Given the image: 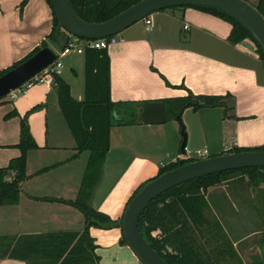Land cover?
Returning a JSON list of instances; mask_svg holds the SVG:
<instances>
[{"label":"crops","instance_id":"obj_1","mask_svg":"<svg viewBox=\"0 0 264 264\" xmlns=\"http://www.w3.org/2000/svg\"><path fill=\"white\" fill-rule=\"evenodd\" d=\"M148 18L152 21L151 31L146 30L142 20L122 32L118 43L108 49L111 100L138 105L164 103L194 95L221 97L223 105L183 110L180 116L185 126L180 125L178 116L173 115L167 120V109L164 124L138 125L155 130L157 144H162L166 141L164 132L170 123L167 131L170 152L166 164H162L161 158H141L136 152L135 145L140 141L134 129L137 124L126 125L123 131H120L121 126L118 131L111 130L110 150L92 206L114 221L123 217L137 189L148 179L156 177L162 167L191 158L189 146L196 140L190 139L191 121L184 119L186 114L196 117L195 132L204 144L202 149L214 153L209 157L230 154L236 149L264 147V56L257 44L250 38L233 44L230 41L233 27L229 21L196 8L166 9ZM186 25L189 26L187 30ZM52 30L53 11L47 0H0V71L28 57L42 42L52 41L48 39ZM70 55L81 56V59H72L77 69L67 72L63 61L60 77L69 85L72 97L82 102L85 99L84 55ZM39 105L43 107L28 116L31 134L39 148L28 153L27 179L21 184L18 204L0 207V210L11 208V212H0V237L82 231L84 228L83 214L58 200L72 202L77 199L90 153L83 152L74 157L77 144L61 112L55 87L39 84L11 103L0 102V168L7 167L12 159L20 156L16 146L21 119ZM14 110L18 116L5 119ZM126 110L129 115L133 111ZM183 130L188 133L185 155L181 152ZM141 171H145L144 176L137 174ZM261 188L264 189V185ZM261 192L264 200V191ZM216 195L217 186L206 192V199H213V203L209 202L215 228L213 251L209 254L213 264H217V218L223 225L221 218L224 217L226 222L224 205L235 212L238 206L244 205L240 194L231 197L224 193L220 196L219 206ZM248 196L250 209L258 217L256 223L262 230L252 231L243 237L244 240L264 232V217L258 212L259 202L252 193ZM223 228L227 231L224 225ZM90 233L97 245L100 264H142L132 249L122 243L120 227L91 228ZM207 249L210 251L209 247ZM236 252L244 262L238 250ZM0 264L26 263L1 258Z\"/></svg>","mask_w":264,"mask_h":264},{"label":"trees","instance_id":"obj_2","mask_svg":"<svg viewBox=\"0 0 264 264\" xmlns=\"http://www.w3.org/2000/svg\"><path fill=\"white\" fill-rule=\"evenodd\" d=\"M141 0H70L76 14L85 22L102 23L125 11ZM53 11V30L49 40L59 45V35L56 33L58 20L53 10L51 0H47ZM264 16V0H258L254 6ZM196 8L221 18L232 24L230 41L233 44L250 38L258 46L264 56V50L258 44L250 31L234 17L209 7ZM175 9V8H174ZM48 47L46 41L36 48L28 57L4 71L0 77L21 65L41 49ZM85 61V99L75 100L69 85L58 75H55V88L61 112L77 144V157L83 152H89L90 158L82 181L81 189L75 201H60L78 209L84 217L82 231H63L40 235H25L20 237H0V259L9 258L26 264H100L97 255V245L91 236V228L113 229L123 226V217L119 221L112 220L107 214L95 210L92 206L94 192L103 175V166L110 150L111 129L115 125L135 124V117L129 115L126 109H133V104L114 103L111 100L110 58L106 49H87ZM201 102L204 107L222 106L221 97L189 95L187 98L168 100L164 103L167 109V120L171 116H179L183 110L194 107V102ZM1 102V99H0ZM43 105L33 108L22 119L20 138L16 146L20 156L12 159L7 167L0 168V207L16 205L19 202L21 184L27 179V156L39 147L31 134L28 116L41 109ZM124 109V110H123ZM18 116L14 110L5 119ZM132 117L131 119H129ZM246 151H264L258 149H236L232 153ZM194 159L183 160L184 164ZM179 166V161L162 167L158 176ZM48 169H45L46 171ZM42 172V171H41ZM244 174L249 178V186L258 188L264 183V169L248 168L229 171L197 179L180 185L152 201L139 220V228L143 237L169 264H213L210 253L213 251L215 237L213 222L210 223L206 211L209 203L206 192L209 188L223 183V178L232 174ZM150 179L149 181L155 179ZM147 181L146 183H148ZM142 184L130 201L144 187ZM54 202V199H43ZM128 203V204H129ZM264 217V211L258 208ZM214 225V224H213ZM221 225L217 222V230ZM123 232V230H122ZM123 244H127L123 234ZM208 246L210 251L207 249ZM260 254L249 264H264V232L258 241ZM208 250V251H207ZM217 264H243L239 259L233 244L221 241L217 231Z\"/></svg>","mask_w":264,"mask_h":264},{"label":"water","instance_id":"obj_3","mask_svg":"<svg viewBox=\"0 0 264 264\" xmlns=\"http://www.w3.org/2000/svg\"><path fill=\"white\" fill-rule=\"evenodd\" d=\"M58 20L56 33L59 46L64 48L68 35L86 40H99L120 35L126 29L145 18L162 10L182 7H209L224 12L242 23L264 50V16L245 0H141L140 2L102 23L83 21L75 12L70 0H51ZM56 60V55L49 47L41 49L27 61L0 77V99L6 97L29 79L40 73ZM195 107H204L201 102H194ZM131 115L135 124L155 125L166 122L164 103H144L135 105ZM181 122V116L177 117ZM181 152L186 154L187 136L182 132ZM248 168L264 169V151H246L221 156L208 157L184 164L156 177L144 185L133 197L124 213L123 234L128 246L142 264H169L147 242L141 234L139 220L149 204L162 194L185 183L207 176Z\"/></svg>","mask_w":264,"mask_h":264},{"label":"rangeland","instance_id":"obj_4","mask_svg":"<svg viewBox=\"0 0 264 264\" xmlns=\"http://www.w3.org/2000/svg\"><path fill=\"white\" fill-rule=\"evenodd\" d=\"M245 1L253 6H255L258 2V0H245ZM47 43H49V45L52 47V49L55 51L57 55L61 54L62 48L59 45H57L55 42L53 43V41H48ZM77 58L81 59V56L70 55V56H66L65 58H63L64 60L61 59L62 63L63 61L65 63V66H66L65 70L67 72L71 73L73 68L77 69V67L75 66V63H73V60ZM2 100L6 101L7 103L9 102L11 103L15 101V100H10L8 96L2 98L1 101ZM187 118L188 120L191 121L190 123L191 125L189 126L190 127L189 131L192 135L190 139L195 138L196 140V142L194 141L190 143L189 151L187 150L188 155H190L191 157L188 159L199 160V159L208 158L210 155H213L214 153L211 150L207 152V151H204V149H202V147H204V144L201 142V139H199V135L196 134L197 125H198V122L196 124V120H197L196 117L190 113V114H186V116L184 117L185 120H187ZM132 125H136V124H132ZM180 125L185 126L183 118H181ZM120 126L122 128V130L120 128V131H123L124 129L123 127H127L128 125L127 126L125 125L113 126L111 129L112 132L118 131L117 129H119L118 127ZM169 127H170V123L167 124V131ZM134 129L138 135V139L140 140L138 142L139 144L135 145V148L137 150L136 152H138L141 155V158H146V159L147 158H158V159L161 158L162 164L163 163L166 164L169 161L167 153L170 152V145L167 142V139L169 138V132L165 131L164 132L165 134L163 133L165 137L162 134V137L166 138V141H164L162 144L161 143L157 144V141H156L157 132H155V130L152 131L146 128L145 126H138V124L136 125ZM186 134L188 135L187 131H186ZM216 143H218L217 138H216ZM87 154L88 153H86V155ZM112 162H114V159L112 160ZM117 163L118 161H116V164ZM142 168L143 167H141L140 169ZM144 173L145 171H141V172H138L137 174L139 176H144L145 175ZM149 180L150 179H148L147 181ZM222 180H223V183L216 185L217 195L215 197H217V203L219 204V206H221L220 196L223 195L224 193H229L231 197H234L235 194H238V195L240 194V199L244 205L242 207L238 206L237 207L238 212L237 211L235 212L233 208L227 205L225 207L223 203L224 208H226L225 209V212H226L225 221L226 222H224V217L221 218V220H222V224L224 225V227L227 228V231L224 228L221 230L219 229L217 231L219 233V237L221 241L232 243L234 249L236 251L238 250V252L241 255L242 260L244 261L243 264L244 263L249 264L253 261L255 257H257L260 254L259 249H258V241L262 239V235L261 234L255 235L247 240H244L243 237L247 236L248 234H251L252 231L254 230L261 231L262 227L256 223V219L258 217H256L255 212L251 211L252 209H250L251 205L248 204V200H249L248 193H252L255 196L256 200H258L259 202L258 207L260 208L261 211H264V200H262L263 197L261 196L262 195L261 191H264V189H262L261 187L264 185V183L260 185L259 189L258 188L254 189L249 186L250 182H249L248 176L241 174V173L226 176ZM212 200H213L212 197H209V199H207L208 203L209 202L213 203ZM10 209L11 208H4L3 210H0V212H3V213L5 211L11 212L9 211ZM206 215L210 223L214 222V215L212 214L210 209L206 211ZM0 219H2V217H0ZM217 222L219 223L218 218H217ZM213 224L211 227L213 228V231H215ZM223 225L221 226L223 227ZM234 243L237 244L236 247Z\"/></svg>","mask_w":264,"mask_h":264},{"label":"built area","instance_id":"obj_5","mask_svg":"<svg viewBox=\"0 0 264 264\" xmlns=\"http://www.w3.org/2000/svg\"><path fill=\"white\" fill-rule=\"evenodd\" d=\"M145 28L147 31L152 30V21L147 17L144 19ZM185 29H189V26L186 25ZM119 41V35L112 36L108 38H103L99 40H86L81 39L75 36L68 35V42L64 48H62L61 54L56 55V60L50 64L48 67L43 69L40 73L29 79L22 86L16 90L11 91L7 96L10 100H16L20 95L26 93L32 87L39 84H46L49 87H55L54 77L55 75L60 76L63 63L61 59L70 55L71 53H77L79 55H84L87 49H106L108 50L112 45L117 44ZM264 69V64H263ZM6 96V97H7Z\"/></svg>","mask_w":264,"mask_h":264}]
</instances>
